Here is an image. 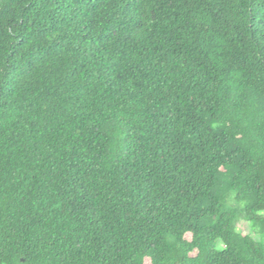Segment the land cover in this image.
I'll return each instance as SVG.
<instances>
[{
	"label": "trees",
	"instance_id": "obj_1",
	"mask_svg": "<svg viewBox=\"0 0 264 264\" xmlns=\"http://www.w3.org/2000/svg\"><path fill=\"white\" fill-rule=\"evenodd\" d=\"M0 264H264V0H0Z\"/></svg>",
	"mask_w": 264,
	"mask_h": 264
},
{
	"label": "rangeland",
	"instance_id": "obj_2",
	"mask_svg": "<svg viewBox=\"0 0 264 264\" xmlns=\"http://www.w3.org/2000/svg\"><path fill=\"white\" fill-rule=\"evenodd\" d=\"M238 228L240 230H242L243 232L247 233V234H250L249 232V229H248V226L246 223H243L241 225L238 226ZM251 237H253L255 240L258 239L257 236H255V234H250ZM216 249H222V244L220 242H217L216 245H215Z\"/></svg>",
	"mask_w": 264,
	"mask_h": 264
}]
</instances>
